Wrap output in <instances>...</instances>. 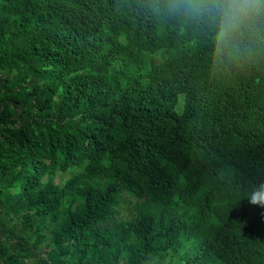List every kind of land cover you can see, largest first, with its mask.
<instances>
[{"label":"trees","instance_id":"trees-1","mask_svg":"<svg viewBox=\"0 0 264 264\" xmlns=\"http://www.w3.org/2000/svg\"><path fill=\"white\" fill-rule=\"evenodd\" d=\"M156 3L0 0V264H264V61Z\"/></svg>","mask_w":264,"mask_h":264},{"label":"clouds","instance_id":"clouds-1","mask_svg":"<svg viewBox=\"0 0 264 264\" xmlns=\"http://www.w3.org/2000/svg\"><path fill=\"white\" fill-rule=\"evenodd\" d=\"M154 11L194 27L217 73L264 61V0H157ZM248 201L264 207V183Z\"/></svg>","mask_w":264,"mask_h":264},{"label":"rangeland","instance_id":"rangeland-1","mask_svg":"<svg viewBox=\"0 0 264 264\" xmlns=\"http://www.w3.org/2000/svg\"><path fill=\"white\" fill-rule=\"evenodd\" d=\"M179 96H181V95H179ZM68 176V173H60V174H56V176H55V181L56 182H59L62 178H65V177H67ZM44 179H45V177H44Z\"/></svg>","mask_w":264,"mask_h":264}]
</instances>
